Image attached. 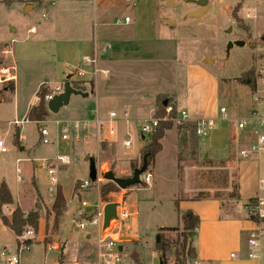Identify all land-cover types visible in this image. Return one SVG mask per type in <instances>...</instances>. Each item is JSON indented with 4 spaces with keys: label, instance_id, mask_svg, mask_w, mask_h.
I'll return each mask as SVG.
<instances>
[{
    "label": "rangeland",
    "instance_id": "1",
    "mask_svg": "<svg viewBox=\"0 0 264 264\" xmlns=\"http://www.w3.org/2000/svg\"><path fill=\"white\" fill-rule=\"evenodd\" d=\"M23 1H29L28 6L33 5L34 8L30 12L29 9L26 11L27 14L29 12L26 16L27 19L38 24L46 23V26L52 28L56 27L54 34L57 35L55 37L58 41L62 40L78 45L83 33L90 34L91 32L93 24L91 7L84 13H78L76 10L82 5L90 6L92 0L68 2L73 9L72 13H63L60 16L55 14L56 9L65 5L66 0ZM118 1L121 3L120 6L105 7L103 4L113 2V0H94L97 7L95 12L97 9H103L113 19H123L125 15L133 17L132 4H129L127 0ZM13 3H17V1ZM225 3L226 0H216L202 17L193 18L189 14L197 7L188 3V0H173L171 5H168L167 0H134L135 22L138 26L139 38H133L131 31L126 26L115 25L113 21H109L105 25L97 24V43H109L111 48L107 55L101 57V61L110 62L114 54L118 53L121 55L118 59L123 57L124 65L135 66L129 69L124 67L126 69L123 73L125 79L119 84V91L126 100L143 103L151 100L154 109L158 96L176 103L179 98H182L183 107L180 106L181 108H187L191 112L197 110L203 114L201 117L216 120L215 129L206 137L198 138L199 144L203 145V155L199 153V150L194 155L189 152V154L185 153L183 148L188 141L189 133L185 129L179 131L180 142H185V145L183 147L181 145L180 152L182 154H180L181 161L178 164L177 182L170 177L167 166L162 169L158 168L157 173L154 172V169L149 168L147 171L152 174L150 188L137 185L111 193L104 200L100 197L101 201H114L116 200L114 198L120 195L127 205L133 204V202L139 203L138 221L133 219L126 221V225L131 226L132 233L138 232L136 238L125 235L126 231L124 230L121 231L120 246L122 250L124 249L122 264H132L129 255L132 251L137 252L140 264H159L160 261L154 248L158 233L155 227L160 223L161 218L170 217L167 214L170 213L172 207L167 204L169 202L167 200L174 195V190L177 187L175 200L179 199L180 201L200 196L214 198L219 200L225 210H229L231 206L234 207V203H236L233 197L237 194L238 173L236 172L230 178L231 175L225 168V159L229 155V134L227 121L222 119L220 108L226 110L228 118L251 120L252 114L257 111L264 113V102L260 104L264 100V30H262L261 22L257 28L252 25L251 31L244 20L247 13L254 14L255 0L243 2L238 13L241 17L236 14L237 19L234 18V14L237 11V6H241V4L231 3L227 8ZM258 7L263 8L261 3H258ZM49 9H53L54 14L50 21H47L42 15L48 14ZM77 13L80 15L77 16ZM162 19L173 21L174 24L168 25L159 21ZM155 22L156 28H154ZM237 41H243L244 45L238 46ZM50 48L48 43L41 47L34 41H28L13 48L14 54L12 58H8V62L15 66L14 73L18 76L15 93L17 96L16 106L19 109L16 118L18 120L22 119V112L26 104L23 101L34 91L32 84L34 79L31 75L28 76L27 67H31L33 62L45 58L51 50ZM80 55L81 52L77 50L76 56ZM77 65L74 63L73 66ZM61 70L63 74L60 78L50 81V87L63 83L67 72L64 66ZM8 77V72H0V84H3L0 86V100H2L0 102V135L4 138L7 148L6 153H0V183L4 182L10 188L14 203L27 211L23 213L37 211L39 215L38 232L35 234L31 229H26L21 238L26 237L23 240L24 243L26 240L31 241V253L41 250L44 244H49L48 249L52 243H56L58 246L62 244L63 253H65L67 245H73L76 249H74V258L82 260L88 254L87 251L92 249V245L85 242V231L78 233L73 231L72 226H76L71 221L81 220L84 217L82 213H87L80 207L81 201L96 205L97 194L100 193L94 189L80 193L76 191L77 184L89 180V163L79 153L83 151L80 147L81 142L77 145L73 143L72 131L68 134L69 139L63 141L61 140V129L69 125L66 122L80 118L79 110L91 114L94 106L93 100H90V104L79 108V106H75L74 100H72L74 98H71L69 105L62 107L56 114L50 112L44 122L38 125L34 122H24L18 128L23 140L19 141L18 146H15L13 133L16 127L12 124L9 125V122L14 121L15 99L11 87L4 85V81ZM246 81L254 83V93L250 87L253 83L249 86ZM81 84L73 82L75 86L82 87ZM139 107L140 113L147 115L148 106L140 104ZM131 121V124L128 125V135L125 137L124 133H121L122 136L117 140V149L121 155L127 153V156L132 158L142 141L140 139L141 124L132 119ZM173 127L177 129L178 125L173 123ZM41 128L47 130L46 138L50 141L48 144L42 142ZM115 131L117 132V125ZM194 138L196 137L194 136ZM123 139H129L131 146L124 147ZM210 139L213 140L210 146L215 151V155L205 153L208 151L206 148H208ZM88 145L90 147V144ZM103 145L105 146V144ZM71 147H73L72 151L75 147L79 150L72 152ZM117 149L105 146L94 155L89 152L87 157L95 158L97 164L104 163V168H108L107 172L112 171L117 177H131L133 172L131 161L127 163L122 161L117 155ZM58 155H66L70 163L66 168L60 167L58 170L57 177L66 199L67 210L60 217L57 228H55L53 215L50 211L54 197L49 192L48 175L39 169V164L44 159H52ZM139 159L140 156L135 160L136 168L141 167ZM117 166L124 170L123 174H119L120 170L117 169ZM30 171L34 177L29 178ZM98 174L101 176L100 171ZM104 183H106L105 180ZM158 200L162 203L160 204ZM16 207L18 206L10 209L9 214L7 211L9 206L3 207V215L10 217ZM0 228L5 232L4 235H0L1 253L3 252L2 244L8 240L4 238L5 235L11 238L14 236L10 230L3 228L1 221ZM176 229V231L164 232V237L177 239L182 230L180 225ZM87 231L91 232V227H87ZM27 232H31V235H26ZM123 237L132 240L122 241ZM68 240L73 243H69ZM39 241L44 244L38 243ZM6 250L10 256L17 255L9 248ZM26 253L23 252L20 256ZM49 255L54 256L55 253L50 252ZM168 264H173L172 256L169 258Z\"/></svg>",
    "mask_w": 264,
    "mask_h": 264
},
{
    "label": "crops",
    "instance_id": "2",
    "mask_svg": "<svg viewBox=\"0 0 264 264\" xmlns=\"http://www.w3.org/2000/svg\"><path fill=\"white\" fill-rule=\"evenodd\" d=\"M21 1L22 2H17V3H13L10 6H6L2 2V0H0V57H1L0 72L2 71L8 72L9 77L6 78V80L4 81V85H9V87H13V94L15 99L14 119L17 118L18 115L17 110H19L18 107L16 106L17 96H15L16 82L18 81V76L14 73L15 66H13V64H10L8 62V58L9 57L12 58L14 54L13 48H15L16 46L25 44L28 41H34L37 44H39L41 47L46 43H48L51 47L50 48L51 50H49L45 58L39 60L38 62H33L30 65L31 67H27V70L29 72L28 76L31 75V77L34 79L32 80L34 91L30 94V96L26 100L23 101V103H26L22 112V119H23L26 118V115L28 111L31 109V107L35 106L38 103V98L36 94L42 84L49 85L50 81L60 78V76L63 74L61 70L63 66L66 72H67L66 65L68 64L74 65V63L75 64L77 63L78 64L77 66H83L81 65L82 56L89 55L92 52L93 41L94 40L97 41L96 27L98 23H101V25H105L109 23V21L111 22L113 21V23H115L116 20H119L120 21L119 26H126L131 31L133 38L134 37L139 38L137 34L138 26L135 22L136 8H135L134 0H127L129 4H132V8L134 9L133 17L128 15H125L123 17V19L125 17L130 18V22L127 24L123 22V19H119V18L113 19L103 9H97V12H95V9L97 7L94 0H92L90 6L82 5L80 6V8H77L76 11L78 13H84L86 11H89V7H91V9L93 10V22H92L93 24L91 26V32L90 34H86L84 32L81 37V40L79 41L80 44L78 45H74V43L71 42H63L62 40L58 41V39L55 37L57 35L54 34L56 27L52 28L50 26H46V23L38 24V23H34V21L27 19L26 16H28L29 12L34 9L33 5L29 7L28 6L30 4L29 1H23V0ZM71 1L73 0H66L65 5L56 9L55 14H58L60 16L63 13H72L73 9H71V6L69 4ZM81 1H85V0H81ZM244 1L245 0H229V1L226 0L225 4L227 8L231 3L241 4V6L236 5L237 6L236 14L238 17H241L238 15V13L240 8L242 7V4H244L243 3ZM215 2L216 0L209 1L208 10L210 9V6L213 5ZM258 3H261L263 8L258 7ZM103 5L105 7L107 6L117 7L120 6L121 3H119L118 0H116V2L115 0H113V2H108L107 4H103ZM28 9L29 12L27 14L26 11H28ZM78 13L77 16L80 15ZM53 14H54L53 9H49L48 14L46 15L43 14L42 17L45 20L50 21ZM164 20L166 19H162L159 21L164 22ZM244 20L250 27L251 31H252L251 29L252 25H254L255 28H257L259 23L261 22L263 25L262 30H264V0H255L254 14L247 13ZM155 26H156V22L154 23V28H156ZM76 32H78V29H76ZM77 50L81 52L80 56H76ZM120 56H121L120 54L116 53L114 54L110 62H106L103 60L100 62L101 67L109 70L110 74L107 77L101 76V78L94 83L84 84L82 92L87 94L86 97L70 96L69 104L71 102V98H74L72 100H74L75 106L77 105L79 106V108L81 106L88 105V103L90 104L91 99L93 100V105H94L91 114L85 113L84 110H79L78 113L80 118L70 122H74V121L88 122L90 124V130L92 132L94 130V126H93L94 121L98 119L99 121L106 123L108 119V113L111 111L121 113L122 111L127 110L129 113H131V119L133 121H138V122H142L152 116L155 108L153 109V104L151 100H147V102L145 103L141 101L136 102L133 100H126L119 91L120 89L119 84L122 82V80L125 79L124 78L125 75H123V73L126 69L124 67L126 66L128 67V69L135 67L133 65L132 66L124 65V63L122 62L123 57L120 58V60L118 59V57ZM3 61H5L6 63H4ZM67 77H68V72L66 78ZM0 86H3V84H0ZM1 101L2 100H0V102ZM178 103H179L178 106H182L183 99L179 98ZM140 104H146L148 106L147 115H142L140 113L139 111ZM183 109H185L189 114L190 122H193L198 118H202L201 115L203 114L197 112V110L191 112L187 110V108H183ZM12 122H9V125H11ZM116 125H117V132L115 133V136L113 138H109L108 140L101 142L99 146L95 144L93 139L90 140V147L89 145L84 146L82 143H80L81 145L80 147H82L83 151L82 152L80 151L79 153L83 156L84 160L86 159L87 154H89V152L92 155H94L98 151L100 152L101 149H103L105 146L113 149H117V144H118L117 140H119V138L122 136L121 133H124L125 137L128 135V125L120 121H118ZM103 126H105V124H103ZM103 132L104 129L102 128V133ZM252 134L248 135L250 142L252 141V136H253ZM140 139H141V135H140ZM196 139H197L196 152L198 153L199 150V153L203 155V145L199 144L198 138ZM22 140L23 137L20 135L19 141ZM126 140L127 139L122 140V145L123 142ZM180 140H181V134L178 132V130L175 127L171 128L170 130H167L163 138L161 139L162 150L155 156L154 165L151 167L152 169H154V172L157 173L158 171L156 170H159L158 168L162 169L165 166H167L168 170L170 171L169 173L171 175L170 177L176 180V182L178 180L177 179L178 164H179L178 153L180 152L181 148L185 145V142H180ZM141 141L142 144H140L139 149L135 151L132 158L127 156L128 155L127 153L121 155L120 151H118L117 149L118 151L117 155H119V158L122 161H126V163L129 161L137 160L140 156V152L143 147V140ZM208 141H209L208 148H206V150L208 151H206L205 153L209 155L212 154L215 155L214 153L215 151L210 146L213 140L210 139ZM73 143L76 145L78 144L77 142L75 143V141H73ZM103 144H105V146ZM72 148L73 147H71V151ZM76 150L79 149L75 147L72 152H77ZM229 158H230V154L226 156L225 164H227ZM100 164L101 163L97 164L96 162V166L98 169L97 173L100 171L102 176L104 173L107 172L108 168L106 169L104 168L105 165L104 163L101 165ZM66 166L67 165L62 166V168H66ZM117 169L120 170L119 174H123L124 170L118 168V166ZM155 173H154V178H155ZM237 173H238L237 194L235 197H233L236 203H234V207L231 206L229 210H225L221 206L219 200L214 198L198 199V200H196L195 198H185L178 202V206H177L178 210L180 211L190 210L199 217V225L195 230L194 236L192 238V246L195 250V258L193 260L194 264H264V238L260 240L259 248L253 250L255 251L257 257L255 259L248 258V254L252 251L248 245L249 236L253 232L264 231V222H257L253 220V218L249 216L246 208V204L249 200H255L257 196H264L259 192V187H258V181L260 179H264V153H261L260 155L254 156L250 159L243 160L239 165ZM31 176L34 177L33 173L30 171L29 178ZM34 184L36 183L34 182ZM150 185L147 186V188H150ZM177 189L178 187L174 190L175 191L174 195L170 197L169 200H167L169 201L167 204L168 205L170 204V206L172 207L170 209V213L167 214L170 215V217L165 219L164 218L160 219V223L155 227L156 232H158L159 229L162 228L165 229L177 228V226L179 225L178 212H177V208L174 205V201L176 199L177 191H178ZM114 199H116V201L124 200V198L120 195H117V198ZM158 201L160 204L162 203L160 200ZM15 206H18L20 208V206L17 203H14L13 201V204L9 205V209L7 210L8 214L10 213L9 210L13 209ZM126 206L129 208L131 213L128 220L133 219L135 221H138L140 214L139 203L133 202V204H129V205L126 204ZM20 209L25 213L27 212L25 209L22 208ZM2 226L3 228L8 229L3 224ZM72 227L75 233L79 232L77 227L74 226ZM122 230L126 231L125 235H129L133 238H136V235L138 234V232L137 233L131 232L130 225L125 224V226L122 227L121 231ZM10 232L14 236L11 230ZM1 234L4 235L5 232H3L0 228V235ZM94 235L95 233L93 231L91 232L87 231L84 237L85 242L90 243L92 247L94 246V239H93ZM4 238H7L8 240L2 244L3 251L5 250L6 252L7 251L6 249L9 248L10 251H12L13 253L16 252L17 254L18 248H17L16 237L14 236L11 238L5 235ZM68 242L73 243L72 241L69 240ZM38 243H42V241H39ZM52 244H55L57 249H52V250L48 249L49 244L47 245L44 244L43 247H41V250L39 251L35 250L33 253H31V250L29 249V251H27L26 254L19 256V264H41L42 261L43 264H59L58 261H59L60 253L58 250V245L56 243H52ZM3 245H7V246H3ZM74 249L75 248L73 245H67L66 251L65 253H63V257H62L64 259L65 264H71L72 262L78 259V258H74ZM49 251L54 252L55 255L54 256L49 255L50 253ZM88 252L89 251H87V253ZM0 264H8L6 258L0 257Z\"/></svg>",
    "mask_w": 264,
    "mask_h": 264
},
{
    "label": "built area",
    "instance_id": "3",
    "mask_svg": "<svg viewBox=\"0 0 264 264\" xmlns=\"http://www.w3.org/2000/svg\"><path fill=\"white\" fill-rule=\"evenodd\" d=\"M125 24L130 22L129 17L123 19ZM120 21L116 20L115 25H119ZM109 43L98 44L96 40L93 41L92 52L89 55H84L81 58V65L83 66H73L66 65V70L68 72V77L63 81L62 84L55 87H50L47 84H42L41 87L46 89V94L44 96V103H47L56 95L63 92L64 83L69 82L70 86L73 88V82H80L83 86L84 84L94 83L99 77L109 76V70L101 67V57L107 55L110 50ZM75 89V88H73ZM264 102L261 101L260 104ZM172 113V106H165V118L164 120L171 119L174 124L181 125L187 122L192 123L194 126V133L196 138H204L209 135L216 127V120L213 118H198L193 122L189 120V114L187 111L180 106L175 118H170ZM222 114V119L227 121L228 127V149L230 158L226 164V170L228 174L233 177L238 171L239 165L243 160L250 159L254 156H258L264 153V113L257 111L252 114L251 120L248 119H237L228 118L226 116V110L224 108L220 109ZM154 114V112H153ZM26 118L14 119L11 123L14 127L20 128V126L27 122ZM120 121L126 125L131 123V115L127 110L117 113L111 111L108 113V119L106 123H103L96 119L94 121V130L91 132L90 124L84 121H74L66 122L69 125L64 126L61 131V140L67 141L68 134L72 131L73 140L77 143L81 142L84 145L90 144V140H94L96 145H100L101 142L113 138L115 136V126L116 123ZM140 135L150 134L157 126L158 119H155L153 115L139 122ZM58 124V122H57ZM105 124V126H103ZM102 128L104 129V134L102 133ZM253 133V134H252ZM252 134V141H249L248 135ZM48 136L47 130L44 128L40 129V137L44 144H48L50 141L46 138ZM251 138V137H250ZM131 145L130 140L123 142L124 147H129ZM7 148L5 145L4 138L0 135V153H6ZM70 163L69 158L66 155L56 156L52 159H44L39 164V169L45 171L49 179V192L54 197L56 193V188L59 185L57 178L58 170L60 167L68 165ZM20 171L18 170V174ZM151 174L145 171L140 176V181L143 186H149L151 183ZM104 180L102 176L98 173L94 182L83 181L79 184V191H89L94 189L99 191L100 186L103 184ZM259 192L264 195V179L258 181ZM100 194H97L96 205H91L86 201L80 202V207L83 208L87 213H82L83 218L81 220L75 219L72 221L79 231L87 232V227H91L95 235L94 246L88 252L85 259L76 260L71 264H122L123 260V250L120 251V238L121 229L125 226L126 221L129 219L131 213L129 208L126 206L124 200L119 201H101ZM108 203H116V219L112 225L108 228L103 229L104 220V206ZM249 216L256 218L258 220H264V196H257L251 207L247 208ZM26 235L30 236L31 232H27ZM26 238V237H24ZM20 239V246L18 248V253L15 256H10L7 252L3 251L0 253V257H4L8 264H19V256L23 252H27L30 249V245H26L23 240ZM264 238V231L253 232L250 234L248 239V245L252 250L248 254L249 259H255L257 257L255 249L259 248L260 240ZM49 249H57L55 244H52ZM133 264V263H132ZM190 264H194L193 261Z\"/></svg>",
    "mask_w": 264,
    "mask_h": 264
},
{
    "label": "trees",
    "instance_id": "4",
    "mask_svg": "<svg viewBox=\"0 0 264 264\" xmlns=\"http://www.w3.org/2000/svg\"><path fill=\"white\" fill-rule=\"evenodd\" d=\"M20 2L21 0H2V2L6 6H10L13 4V2ZM234 18H238L236 16V13L234 14ZM248 82L249 86L251 83ZM74 88L78 91H83V86H75ZM251 91L253 92L255 90L254 83L250 86ZM13 90V87H11ZM254 93V92H253ZM46 94V89L44 87H40L37 92V98L38 103L31 107V109L28 111L26 115V119L28 122H34L37 125L44 122L45 119L49 116V111L47 110V107L44 103V96ZM164 102H166V105L172 106V113L170 115V118H175L176 113L178 110V103L171 102L170 100H167L161 96H158L155 101V111L153 114V117L155 119H158L157 126L155 129L147 135H142L144 138L143 141V147L140 152V159L139 164L142 165L143 159H145L147 168L146 171L151 168L154 165L155 156L162 150L161 145V139L163 138L165 132L167 130H170L173 127V121L171 119L164 120L165 118V105ZM182 129H185L189 133V138L184 146L185 153L189 154H196L197 151V139L194 138V126L192 123H187L178 125L177 130L178 132ZM141 136V137H142ZM20 138V132L19 129H14L13 133V143L15 146H18ZM189 152V153H188ZM182 152L179 153L178 163L181 161V155ZM130 165L132 169L134 170L137 167L136 161H131ZM80 184V183H79ZM118 187L111 183L106 182L103 185L100 186V197L101 199H106L107 195L111 193H115L119 191ZM76 191L80 193L79 191V185L76 186ZM234 194L232 195V197ZM236 196V194H235ZM198 199H207L202 196L195 198ZM178 202L179 199L174 201V205L177 208L178 212V219H179V225L181 226V232L178 235L177 239H171L164 237V232H171L176 231L177 229H159L157 236L159 237L158 242H156L155 239V251L159 258V261L162 264H168L169 258L173 257V264H190L194 258H195V250L192 246V238L194 236L195 230L197 229L199 225V217L193 213L190 210L180 211L178 210ZM254 200H249L246 204V208H249L253 205ZM13 204V200L10 194V191L6 184L4 182L0 183V221L2 224L7 227L9 230H11L16 237L17 247L19 248L20 242L19 239L22 237V235L25 233L26 229H31L35 234L39 230V215L37 211H32L27 214L23 213L20 208L16 207L11 214L10 217H7L3 215V207L9 206ZM67 210V203L64 198V195L62 193V188L60 185L56 188V193L54 195V198L52 200V205L50 208V211L53 215V226L57 228L58 221L60 217L63 216V214ZM253 220L260 222L258 219L253 218ZM264 222V220H261ZM133 242V241H132ZM26 245H30L31 241L26 240ZM58 250L60 253L59 257V264L64 263L63 257V245L58 246ZM124 250V249H123ZM130 258L133 264H140L139 263V257L136 251H132L130 254Z\"/></svg>",
    "mask_w": 264,
    "mask_h": 264
},
{
    "label": "water",
    "instance_id": "5",
    "mask_svg": "<svg viewBox=\"0 0 264 264\" xmlns=\"http://www.w3.org/2000/svg\"><path fill=\"white\" fill-rule=\"evenodd\" d=\"M168 5L173 4V0H167ZM188 3L193 4L197 7L195 11H192L189 16L193 18H200L203 16V14L208 10V3L209 0H188ZM164 23L170 25L173 24V21L164 20ZM236 44L238 46H243V41H237ZM231 47V45H230ZM70 96H81L86 97L87 94L83 93L82 91H78L73 89L70 86L69 82L64 83V89L63 92L54 96L48 103H47V110L53 114H56L60 108L65 107L69 104ZM166 102H164V105L166 106ZM141 140L144 141L143 136L141 137ZM85 161L89 163V180L91 182H94L97 175V166H96V160L93 157H86ZM147 164L145 159H143L142 165L139 168H136L133 170L131 177L123 178V177H117L113 174L112 171H108L102 175L103 180L106 182H111L115 184L118 189L120 190H126L131 187H135L137 185L141 184L140 176L146 171ZM116 203H108L104 206V220H103V229L108 228L110 225H112L116 219ZM131 238L123 237L122 241H131ZM159 237H156V242H158ZM119 250L122 251V247H119ZM159 264H162L159 262Z\"/></svg>",
    "mask_w": 264,
    "mask_h": 264
}]
</instances>
